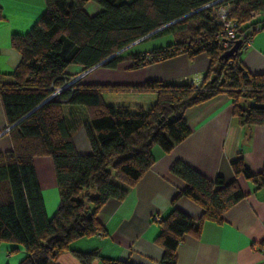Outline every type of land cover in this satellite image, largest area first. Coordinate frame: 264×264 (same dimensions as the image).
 I'll list each match as a JSON object with an SVG mask.
<instances>
[{
  "label": "trees",
  "instance_id": "16d2710c",
  "mask_svg": "<svg viewBox=\"0 0 264 264\" xmlns=\"http://www.w3.org/2000/svg\"><path fill=\"white\" fill-rule=\"evenodd\" d=\"M44 0L45 9L23 35L12 34L10 46L20 54L10 83L0 82V102L9 126L11 147L0 152V244L21 246L18 264H55L58 254L79 238L104 233L97 212L110 199L122 200L151 168L152 148L169 153L190 133L185 112L226 94L239 126L264 125V73L249 72L239 59L245 37L264 29V0ZM100 10L89 15L87 3ZM231 7L242 43L237 53L220 58L224 50L214 35L219 24L214 9ZM260 13V16L253 15ZM170 34L172 44L122 55L130 44ZM202 35L204 41L196 43ZM233 42V41H232ZM231 42V45H232ZM230 45V47H231ZM204 53L208 68L198 85L146 81L140 85L85 84L71 80L68 66L81 70L96 65L115 68L130 60L131 68L176 55L192 58ZM142 54H148L144 61ZM160 57V59H158ZM69 84L63 88L64 85ZM60 89L58 93H53ZM155 93L147 107L107 105L105 93ZM47 99V100H46ZM82 105L83 129L91 152L78 154L62 115V104ZM51 158L58 205L49 218L33 164L34 157ZM233 175L243 176L255 188L264 187V163L253 173L239 155L230 161ZM170 173L182 184L171 199V210L158 221L155 243L162 249L161 264H176V248L188 234L198 236L204 222H223L224 213L245 195L236 180H209L177 161ZM187 197L202 212L193 219L174 207ZM161 218V217H160ZM264 244V243H262ZM80 264H133L102 257L97 250L71 251Z\"/></svg>",
  "mask_w": 264,
  "mask_h": 264
},
{
  "label": "crops",
  "instance_id": "0c3cea01",
  "mask_svg": "<svg viewBox=\"0 0 264 264\" xmlns=\"http://www.w3.org/2000/svg\"><path fill=\"white\" fill-rule=\"evenodd\" d=\"M45 9L44 0H0V82L13 81L11 73L20 62V54L10 46L12 34H25ZM100 10L95 3H87L85 11L93 15ZM264 18V11L262 12ZM175 41L170 34L163 39L138 40L123 49L122 55L136 54L163 47ZM239 59L253 74L264 73V29L257 31L250 44L241 51ZM209 60L204 53L189 58L176 55L169 59L131 68L130 60H123L115 68L96 65L81 70L68 66L72 74L69 83L79 79L85 84L140 85L146 81L179 83L184 79L200 83ZM112 96V97H110ZM107 105L132 109L147 108L155 93H105ZM108 98H117L111 99ZM62 115L71 133L78 154L91 152L83 122L87 120L82 105L62 104ZM189 135L169 152L158 146L152 148L153 165L127 192L122 200L110 199L97 212L104 233L72 241L69 250L57 255L55 264H80L71 251L97 250L102 257L129 261L133 264H161L162 249L155 243L160 232L153 217L165 218L171 210V199L182 184L170 173L177 161L192 167L209 180H236L245 197L230 207L223 222L206 221L198 236L188 234L176 248V264H264V187L255 188L243 176H234L230 161L241 156L253 173H259L264 163V125L239 126L232 116V104L226 94L190 108L185 112ZM0 102V152L11 144ZM33 164L46 214L51 218L58 205L51 158H33ZM174 207L193 219L201 215V208L187 197H179ZM21 246L0 244V264H18L24 258ZM91 264H103L99 260Z\"/></svg>",
  "mask_w": 264,
  "mask_h": 264
},
{
  "label": "built area",
  "instance_id": "2783aa9c",
  "mask_svg": "<svg viewBox=\"0 0 264 264\" xmlns=\"http://www.w3.org/2000/svg\"><path fill=\"white\" fill-rule=\"evenodd\" d=\"M219 0H216L212 3H209L205 6H210L216 2H218ZM231 10L230 5L228 4H219L215 9H214V15L216 17V21L218 22L220 28L219 31L214 35V37L216 38V40L219 41L220 45L222 48H229L231 45V42L236 40V36H237V25L236 22L232 19H229V12ZM254 17L260 16V13H257L255 15H253ZM245 43L244 45H242L241 47V51H244L247 46L250 44L252 37H245ZM196 43H201L204 41V38L202 35H199L196 39H195ZM202 41V42H201ZM142 57H144V61L149 60L150 56L148 54H142ZM160 59V57L158 58ZM195 85H198L199 83H195L193 82ZM69 84H66L63 86V88L67 87ZM60 91V89H57L53 95H55L56 93H58ZM153 219L158 222L161 220V218L159 216H154ZM262 252L264 254V245H262L261 247Z\"/></svg>",
  "mask_w": 264,
  "mask_h": 264
},
{
  "label": "water",
  "instance_id": "95a60500",
  "mask_svg": "<svg viewBox=\"0 0 264 264\" xmlns=\"http://www.w3.org/2000/svg\"><path fill=\"white\" fill-rule=\"evenodd\" d=\"M241 43H242L241 39L234 40L232 42L231 47H229L228 49L224 50L223 53L220 55V58L226 59V58H228L230 56H234L237 53L239 47L241 46Z\"/></svg>",
  "mask_w": 264,
  "mask_h": 264
},
{
  "label": "rangeland",
  "instance_id": "374dc122",
  "mask_svg": "<svg viewBox=\"0 0 264 264\" xmlns=\"http://www.w3.org/2000/svg\"><path fill=\"white\" fill-rule=\"evenodd\" d=\"M164 36H165V35H163V36H159V37H157V38H155V39H163V38H164ZM114 94H115V93H113V95H114ZM110 97H112V96H110ZM108 99H109V100H111V99L113 100V99H117V98H108ZM130 110H132V111H133V110H134V108H132V109H130ZM85 111H86V109H85Z\"/></svg>",
  "mask_w": 264,
  "mask_h": 264
}]
</instances>
